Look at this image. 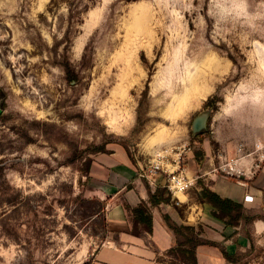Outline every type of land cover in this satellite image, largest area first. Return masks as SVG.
Returning <instances> with one entry per match:
<instances>
[{"label":"rangeland","instance_id":"rangeland-1","mask_svg":"<svg viewBox=\"0 0 264 264\" xmlns=\"http://www.w3.org/2000/svg\"><path fill=\"white\" fill-rule=\"evenodd\" d=\"M81 1L0 0V264L94 263L96 157L127 148L168 177L264 159V0ZM202 173L188 192L209 201Z\"/></svg>","mask_w":264,"mask_h":264},{"label":"crops","instance_id":"crops-1","mask_svg":"<svg viewBox=\"0 0 264 264\" xmlns=\"http://www.w3.org/2000/svg\"><path fill=\"white\" fill-rule=\"evenodd\" d=\"M260 163L259 169L252 170L251 163L240 160L238 165L244 175L221 177V167L209 172L202 161L189 160L184 173L195 179L198 171L203 172V190L209 189L243 206V217L229 224V218L223 221L214 216L210 201H198L190 192H172L171 202L153 206L150 194L168 187L166 171L149 175L147 166L142 162L135 166L124 149L96 157L91 177L99 187L97 196L107 198L109 236L95 251L93 264H175L169 251L177 246V236L166 217L173 223L202 229L201 238L214 243L197 248L198 264H264V159ZM247 196L253 201H246ZM143 202L151 208L153 232L140 225V234L135 235L125 203L136 207ZM177 206H185V210L180 212ZM247 217L253 220L248 221ZM224 252L232 259H227Z\"/></svg>","mask_w":264,"mask_h":264},{"label":"trees","instance_id":"trees-1","mask_svg":"<svg viewBox=\"0 0 264 264\" xmlns=\"http://www.w3.org/2000/svg\"><path fill=\"white\" fill-rule=\"evenodd\" d=\"M62 1V0H59ZM90 2H94L95 0H89ZM64 2L71 3V4H78L79 0H64ZM83 0L81 1V3ZM86 2V0H84ZM89 6V5H88ZM206 134V133H205ZM200 136V135H199ZM199 136L195 137L198 138ZM105 147L99 148L101 153H105ZM126 151L135 166H138L137 160L130 155L128 149ZM200 162V159H199ZM165 189H158L155 193L150 194V202L153 206L160 204L161 202H169L165 199ZM207 198L209 199L210 203L214 206V216L220 220H227L229 218V224H232L234 220H237L243 217V206L237 202H234L230 199L223 198L219 194L212 192L209 189H204ZM125 207L129 213L131 218V222L133 225V234L139 235V227L140 225H144L145 229L148 232H153V215L151 212L150 206L143 202L136 207H132L129 204L125 203ZM167 221L169 222L170 228L175 232L177 236V246L172 248L169 251V255L175 259H179L183 264H198L197 257H196V250L201 245H209L214 243H210L205 241L201 238V232L198 231L195 227L186 226V225H179L176 223L171 222L169 217H166ZM248 221H252L253 218L247 217ZM108 227V225H107ZM224 255L227 259H232L226 252ZM94 260V259H93ZM90 264V263H87Z\"/></svg>","mask_w":264,"mask_h":264},{"label":"built area","instance_id":"built-area-1","mask_svg":"<svg viewBox=\"0 0 264 264\" xmlns=\"http://www.w3.org/2000/svg\"><path fill=\"white\" fill-rule=\"evenodd\" d=\"M160 165H153L151 168H147L146 172L149 175H157L159 174V169H160ZM170 171V169H169ZM167 172V171H166ZM168 188L173 192H188L194 185H195V179L190 178L187 176L186 173H184V171H178V170H172L169 173V177H168ZM246 201H253V198L250 196L246 197Z\"/></svg>","mask_w":264,"mask_h":264},{"label":"water","instance_id":"water-1","mask_svg":"<svg viewBox=\"0 0 264 264\" xmlns=\"http://www.w3.org/2000/svg\"><path fill=\"white\" fill-rule=\"evenodd\" d=\"M211 117V112L206 111L201 113L193 122L192 132L195 137L203 135L208 131V122Z\"/></svg>","mask_w":264,"mask_h":264},{"label":"bare ground","instance_id":"bare-ground-1","mask_svg":"<svg viewBox=\"0 0 264 264\" xmlns=\"http://www.w3.org/2000/svg\"><path fill=\"white\" fill-rule=\"evenodd\" d=\"M170 117V116H169ZM158 155H161V154H158ZM179 193H182V192H179Z\"/></svg>","mask_w":264,"mask_h":264}]
</instances>
